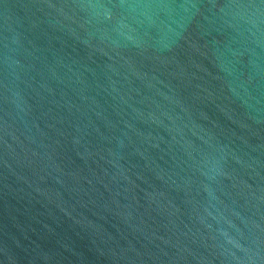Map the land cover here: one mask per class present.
Segmentation results:
<instances>
[{
    "label": "water",
    "instance_id": "95a60500",
    "mask_svg": "<svg viewBox=\"0 0 264 264\" xmlns=\"http://www.w3.org/2000/svg\"><path fill=\"white\" fill-rule=\"evenodd\" d=\"M0 264H264V0H0Z\"/></svg>",
    "mask_w": 264,
    "mask_h": 264
}]
</instances>
